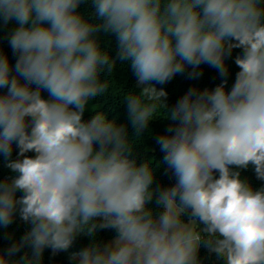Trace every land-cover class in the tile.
<instances>
[{
    "label": "clouds",
    "instance_id": "9594fccd",
    "mask_svg": "<svg viewBox=\"0 0 264 264\" xmlns=\"http://www.w3.org/2000/svg\"><path fill=\"white\" fill-rule=\"evenodd\" d=\"M12 21L14 65L0 48V157L13 173L0 180V228L17 216L30 227L0 264H42L46 248L81 235L93 240L75 264H200L201 247L222 264H264V185L240 172L264 181V0H0V22ZM101 34L115 37V57ZM117 61L139 88L123 97L128 123L92 103L114 87ZM202 64L221 83L169 108L157 85L199 79ZM158 117L173 122L155 137L170 186L155 182L154 157L134 155ZM100 230L116 235L102 242Z\"/></svg>",
    "mask_w": 264,
    "mask_h": 264
},
{
    "label": "trees",
    "instance_id": "16d2710c",
    "mask_svg": "<svg viewBox=\"0 0 264 264\" xmlns=\"http://www.w3.org/2000/svg\"><path fill=\"white\" fill-rule=\"evenodd\" d=\"M84 12L86 15H90L91 7L90 4H81L78 9ZM15 26V22L12 21L8 25H3L0 22V48H3L4 52L7 54L10 63L15 64L16 57L13 55L10 46L8 45L6 36L7 33ZM102 47H107L111 55L115 57L116 55V41L114 36L110 35H100ZM241 52L240 49L233 51L232 56L226 60L229 67V76L227 88L230 90L232 84L235 80V75L239 71L238 67L235 65V56ZM201 70L203 72L202 76L196 80L187 79L186 76L177 75L173 80L164 85H157L158 88L163 87L168 92L167 103L169 108L174 107L176 101L182 97L189 88L196 87L200 90L205 88L212 89L221 83V77L219 76L216 69L211 68L206 64H202ZM113 79L115 85L110 88L109 94L106 97H100L94 100L93 104L101 105L100 111L107 114L109 119H116L118 123H128L126 105L123 103L124 95L132 90L139 91L136 87V77L133 75L130 64L127 62L117 61L116 67L114 69ZM118 93V94H117ZM44 98H47V93H42ZM96 114L91 108L89 111H85L83 119L84 121L90 120ZM173 122L164 117H158L151 121L149 128L145 130L142 142L134 145V155L138 154L139 160L143 161L146 158H155L156 163L153 165L155 169V182L162 186H170L175 183L174 178H171L170 174H165L166 165L162 163L164 153L160 151L159 146L155 143V137L166 132V129ZM129 135L132 137L133 129L131 125H128ZM147 149H152L153 151H147ZM18 149H13L11 159L15 160L17 158ZM27 155H34V153H27ZM157 164L159 167H157ZM241 178L247 179L255 188H259L264 185V181H260L256 178L254 168L250 166L248 169L240 170ZM13 173L10 169L6 167V162L3 157H0V180L5 177L11 176ZM20 195V193H18ZM150 207L155 208L159 211V207L156 205L155 200L150 204ZM29 225L24 223L17 216L13 223L8 226V228H0V252H5L11 243L18 241L28 230ZM116 233L114 230H100L95 239L107 242L115 237ZM11 237L10 239L7 237ZM93 238L86 235H81L76 238L73 245L64 252H59L53 254L50 248H46L43 254L42 264H75L74 261L70 259L73 252L79 251L92 242ZM23 252V250H22ZM22 252L20 254H22ZM18 254V255H20ZM200 264H222V261H218L215 254L210 253L206 248L201 247L199 251Z\"/></svg>",
    "mask_w": 264,
    "mask_h": 264
},
{
    "label": "rangeland",
    "instance_id": "374dc122",
    "mask_svg": "<svg viewBox=\"0 0 264 264\" xmlns=\"http://www.w3.org/2000/svg\"><path fill=\"white\" fill-rule=\"evenodd\" d=\"M91 108H92V107H91V106H89V107L86 109V111H89Z\"/></svg>",
    "mask_w": 264,
    "mask_h": 264
}]
</instances>
